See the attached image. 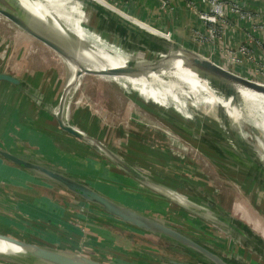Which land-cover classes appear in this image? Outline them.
I'll list each match as a JSON object with an SVG mask.
<instances>
[{
  "label": "crops",
  "instance_id": "1",
  "mask_svg": "<svg viewBox=\"0 0 264 264\" xmlns=\"http://www.w3.org/2000/svg\"><path fill=\"white\" fill-rule=\"evenodd\" d=\"M166 1L167 6L160 8L157 4L154 5L149 0H107L109 4L124 15L144 23L159 33L168 34L172 40L192 49L195 48L194 50L197 49L196 51L199 50L198 52L221 65L243 75L264 80V75L256 72V69H260L264 65V0H225L227 3L234 2L239 4L243 10L250 12L253 18L251 20H242L238 15L231 14L227 10L225 19L221 20L216 26L219 34L216 39H211L208 33L213 25L206 23L202 18V14L209 9V4L205 0ZM251 24H253L254 29L251 27ZM242 45L250 49L249 54L243 55L240 52ZM51 50L0 15V72L14 75L24 85V87H21L9 81H0V147L24 157L39 156L60 167L64 166V168L72 169L78 176L81 175L84 177L83 179H93H88L87 181L100 191L128 204L134 205L138 203L136 202L138 201V195L131 191H136V193L142 195L145 192H150L147 193L150 195L148 197L150 200H159L162 202L166 200L168 202V217H176L180 221H183L184 219H181L177 214V211L179 212L180 210L188 216H200L174 201L167 198L163 199L165 197L160 194L162 197L155 195L158 193L154 194L148 187L135 181L128 173L102 158L100 152L98 153L92 145L70 135L60 128L55 117L50 112L49 107L55 106V104L57 105L60 102L65 74L61 71L63 70L65 72L67 63L54 57L53 59H55L56 63L50 64L49 59L52 55L49 52ZM36 56L38 63L46 65L42 67L34 66L37 63L35 62ZM243 56H245V59L242 58ZM240 58L243 59L244 63L240 64L237 61L235 62L234 59ZM123 91L127 92L125 89ZM34 95H41L44 98V102H39ZM129 105L128 110L131 108L133 110V107H136L140 112L141 110H145L151 115H156L148 109L149 112L145 105L138 99H131ZM100 109H102V106H97L94 100H92L88 103V108L84 109L82 107L76 109V111L73 110L70 113L71 118L68 121L76 128L105 142L107 140L100 138L101 136L97 133V127L99 125L97 121L100 118L98 116ZM89 114L92 117L94 116V119L98 117L94 126H90L88 122L90 118ZM176 133L175 138L177 141L182 135L177 131ZM229 136L230 138L226 135L229 141L234 143L232 136ZM156 146L158 147V144L155 145L153 143L152 147L155 148ZM250 149L253 148L250 147ZM114 151H117L122 157L126 158L127 154H123L115 148ZM252 152L257 157L263 159L255 150ZM204 155L207 158H213L208 152L204 153ZM126 159L133 161L129 158ZM138 160L143 165L138 166V169L145 175H150L149 173L151 172L148 169H152L144 165V161L141 158ZM145 166L148 168H145ZM212 167H216L218 170L224 169L227 174H231L234 178L235 181H232L236 186L234 189L239 194L238 200L234 198L236 191H232L231 193V190L226 188V193L224 192L225 190L223 191V194L229 199L234 195L233 200H231L233 205L239 206L243 211H245L244 205L251 207V216L253 213L263 212L260 207L262 204L264 205V176L256 175L255 173L250 174L238 166H233L235 169L232 167H223V165L215 162ZM156 169L165 171V168L161 166ZM184 172L187 173L183 169L182 175ZM150 176L152 177V175ZM106 179L116 181L117 183L105 181ZM155 180L157 181V179ZM186 180V187L183 186V188H188L196 198L205 200L204 205L210 199L219 209L230 214L213 197L208 196L209 194L207 193H210L211 190L205 187L202 188L203 184L199 178L193 177L191 180ZM51 183L0 158V226L1 221H6V218L9 219L10 216H12V219L17 217L21 218L20 221H32L33 223L43 225L46 222L53 223L56 226L59 224L69 233L65 234L67 236L66 238H57L60 236L59 231L61 230H59L57 234L53 232L46 234L47 236H42V241L36 243L72 250L100 261L105 260L80 251L75 241L72 243L68 241L69 238L75 239L77 236L82 235L81 231H79L81 228L78 224L71 222L77 216L92 222L90 225H85L88 228V232L97 236L102 241L108 242L106 245L110 247V249L107 248L109 250H120L121 248L115 246V244L118 245L117 233L131 238H133L134 233L141 235L136 229H130V233L132 234H125L116 228L98 223L85 214L78 213L75 208H73L75 211H71L66 207V202L68 199L73 200V196L70 197L68 193L58 188V192L61 195V197H59L60 195L58 197L62 199V203L60 199L51 198V195L57 196V192L51 187ZM119 183H128L129 186L132 185V190L130 192L122 191L120 188H123V186ZM178 186L182 187L181 184ZM49 190L54 191L55 194H51ZM128 196L129 198H127ZM51 199H54V202ZM192 200L202 204V202L196 199ZM230 215L233 216L232 214ZM246 218L250 220L247 223L251 226L252 230L256 229L254 223L251 222L253 221L252 218H248L247 215L244 219ZM179 223L185 224L184 222ZM132 230H134V233ZM256 230L257 234L264 238L260 230ZM144 235L147 236L148 234L144 233ZM135 237L138 238L134 236V240ZM154 238L158 237H152L150 241L153 242L155 240ZM162 241L167 243L163 239ZM156 244L154 242V245ZM3 262L6 261L0 259V264H3Z\"/></svg>",
  "mask_w": 264,
  "mask_h": 264
},
{
  "label": "water",
  "instance_id": "2",
  "mask_svg": "<svg viewBox=\"0 0 264 264\" xmlns=\"http://www.w3.org/2000/svg\"><path fill=\"white\" fill-rule=\"evenodd\" d=\"M77 1L88 10L94 11L107 25L114 27L124 35L129 40V44L134 45V48L130 50L137 54V58H130L124 66L110 65L102 70L93 69L87 65L88 63L81 54L91 50L94 52L93 44L82 40L71 31L58 15H52V19H42L24 7L18 0H0L1 16L55 51L67 63L77 67L74 76L61 95L58 110L49 107L60 128L95 147L114 165L142 185L223 227L264 260V238L255 233L247 224H243L230 214L223 212L210 199L207 200L206 205L199 204L185 194L152 180L137 167L124 160L103 141L66 121V110L70 101L68 96L75 87L74 84L79 82L84 74L108 78L149 76L151 73L159 74L161 71L169 69L174 61L180 60L185 67L208 81L219 94L231 100H234L236 94L240 95L239 89L264 96V80L229 69L204 54L172 40L165 34L150 30L141 25L139 21L124 15L104 2L99 0ZM0 81H9L14 85L24 87L23 82L10 73L0 72ZM34 96L39 102H44L41 95ZM224 114L229 126L233 129L229 135L232 136L234 143L229 141L226 134L209 126L198 133L196 129L188 127L181 121H171L158 116L169 122L178 133L199 141L203 152L211 154L217 164L232 168L238 166L250 174L264 176V160L251 151L240 127L238 128L234 124L225 109ZM0 158L73 193L80 199V203L72 201V207L94 221L116 228L125 234H132L130 229L146 233L147 236L136 235L132 230L133 235L138 237H135V240L143 239L152 245L154 244L150 241L152 237H158L170 243L175 251L189 257V259H178L164 256L163 259L169 264H257L246 258H242L239 263L234 257L226 256L218 251L216 246H211L196 236L184 232L165 219L150 215L132 204L109 196L69 169L53 164L47 159L39 156L24 157L2 147H0ZM134 236L132 237L134 238ZM0 241L15 245L22 250L19 253L0 252V259L6 261L7 264L9 262L15 264H110L82 253L20 239L1 231Z\"/></svg>",
  "mask_w": 264,
  "mask_h": 264
},
{
  "label": "rangeland",
  "instance_id": "3",
  "mask_svg": "<svg viewBox=\"0 0 264 264\" xmlns=\"http://www.w3.org/2000/svg\"><path fill=\"white\" fill-rule=\"evenodd\" d=\"M105 4L113 7L111 6V4H108L107 0H105ZM70 5L72 4L68 3V6ZM85 9L84 11L87 14L86 16H82L80 19L82 21V27L84 28L90 40L95 41L96 39L93 34H96L99 36V38H101L100 42L102 44L113 45L121 56H128L132 59L137 58V54L130 50L129 40H127L124 35L118 32L114 27L107 25L106 22L102 20L101 17H99L94 11L88 10L86 7ZM130 44L133 45L132 43ZM49 53L52 55L49 59L50 64L56 63L55 59H53L54 57L65 61L55 51L51 50ZM35 62L37 63L34 64V66L42 67L46 65L38 63L37 56L35 57ZM65 63L67 62L65 61ZM61 72L65 73L62 83L64 87L62 86L63 89H61L64 91L69 81L74 76V70L67 63L65 72L63 70ZM74 86L75 87L71 90L68 96L70 101L66 110V121L70 120V113H72L73 110L76 111V109L82 107L86 109L88 108V103L94 100L97 106H102V109H100V112L98 114L100 118L97 117L99 119V121H97L99 123L97 127V133L99 136H101L100 138L105 139L107 137V141H105L104 143L109 148L112 147V150H114L115 148L123 154H127L126 158L132 159L133 161H128L116 151V153L120 155L124 160L138 168V166L142 165V163H139L140 160H138L141 158L144 161L143 164L152 169H148V171L151 172L149 174L152 175V177L150 175L146 176L154 181H156L155 179H157L156 182L162 184L163 186L174 189L176 191H181L189 198L196 199L202 202V204L204 205L205 200L196 198L192 195V192L189 191L188 188H183V186L186 187V179L191 180L193 177L199 178L201 183L203 184L202 188L205 187L211 190L210 193H207L209 194L208 196L213 197L221 207L230 212V214L236 217V219L241 221L243 224H247L248 227L251 228V226L248 224L250 220L244 219L247 215L248 218H252L253 221L251 222L254 223V225L256 223L258 226H260L261 229L264 230V205L262 204L260 207L261 211H263L262 213H253L252 216L251 207L244 205L245 208H243L245 209V211H243V209H240L239 206L233 205V202H231V200H233V196L235 195V200L236 198L238 200L239 194H237L238 191L234 189V187L236 186L234 185L233 181L235 180L232 175L227 174L225 172L226 170L224 169L218 170L216 167H212L214 165V162H217L215 161V159L209 157L207 158L204 155L203 147L200 145L199 141L192 140L187 135L181 133L180 134L182 135V137L180 136V138H178V140L176 141L175 137L177 133L175 130H173V126L169 122L162 119L167 118L171 121H181L188 127L196 129L198 133H200L199 131L201 130L203 131L206 126H209L210 128L217 129L223 132L230 138L229 133H232L233 129L229 126V122L224 114L223 107L218 106L214 112L213 117L208 119L204 114V110H200L199 108H197V106L199 105H195L196 102L194 100V97L182 98V101L186 104L184 110L181 109L180 106L171 99L167 100L166 107L161 105L160 103L155 102L153 99L144 98L137 90H134L130 85L127 84V82L123 80H114L113 78L99 77L92 74H84L80 78L79 82H76ZM123 89L127 90V92H124ZM131 99H138L143 103V105H145L147 110L149 109L153 113H157L162 118L158 115H151L145 110H141L140 112L136 107H133V110L132 108L128 110L130 106L129 101ZM152 101L158 105L154 104ZM233 101L235 104H240V95L236 94V97H234ZM58 106L59 104H55V106H52V108L54 110L56 109L57 111ZM205 109H209V107ZM89 116L90 118L88 119V122L90 126H94L97 118L94 119V116L92 117L90 114ZM132 128L135 129L132 131ZM254 129L255 130L249 129L248 131H243L245 133L244 137L251 143V148H253L264 159V128L256 127ZM153 143H155V145L158 144V147L156 146L155 148H153ZM94 149L96 148L94 147ZM253 149H251V151H254ZM97 152L99 153V150H97ZM100 154L102 158L106 159L109 163H112L111 160L103 153L100 152ZM134 154L135 156H133ZM159 166L164 167L165 171L156 169L157 167L159 168ZM148 167L145 166V168ZM183 169L187 173L184 172V174L182 175ZM69 170L76 174L72 169ZM79 176L82 177L81 175ZM105 181L116 182L107 179ZM119 184L124 188H120L122 191L130 192L132 190V185L129 186L128 183ZM180 184L182 185V187L178 186ZM51 185V187H53L57 192V196L51 195V198L59 200V197H61V195L58 192V188L61 189V191L68 193L70 197L73 196V200H67L66 207L71 211H75L72 207V201L80 203V199L71 192L66 191L65 189L57 186L54 183H51ZM225 188L230 189L231 193L232 191H236L232 198L229 199L225 196V194H223ZM151 191L154 194L156 193L153 190ZM218 191L220 192L218 193ZM131 192H134L138 195V201H136L138 203L134 204V206L142 210L143 212L165 219L166 221L172 223L173 226L180 228L184 232L196 236L198 239L207 242L211 246H216L218 251L226 256L234 257L238 262H240L242 258H246L252 263L264 264V260L261 257L250 250L246 245H244V243L233 236L229 231L219 225L214 224V222L210 219L203 218L201 216H188L182 210H180L179 212L177 211V214L181 217V219H184L183 221H180V219L176 217H168L169 215L167 213L169 210V206L166 200H163V202L159 200H150L148 198L150 197V195L147 194L150 192H145V194L143 195L136 193V191ZM224 192L226 193V190ZM159 197L162 196L159 195ZM127 198H129V196ZM51 200L54 202V199ZM61 200L62 199H60V201ZM20 219L21 218L17 217L12 219V216H10L9 219L6 218V221H1L0 231L18 237L20 239L33 242L42 241V236H47L46 234L53 232L57 234L59 230L63 232L59 231L60 236H56L57 238L67 237L65 236V234H67L68 232L64 230L65 228L60 226L59 224L56 226L53 223L46 222L43 225L39 223H33L32 221H20ZM71 222L78 224V226L82 229L79 230L81 231L82 235L77 236L75 239L69 238L68 241L71 243L75 241L80 251L91 254L92 256L100 258L101 260H105L104 262L110 264H169L163 259V257L171 256L163 251V249L159 246L162 244L164 245L165 243L164 241H162V239L160 240L159 238H154L155 240L153 242L157 243L158 245H152L151 243H146V241H144L143 239L137 241L129 236H122L121 234L117 233L116 238L118 237V245L115 244V246L121 248L120 250H109L110 247L106 245L108 244V242L104 240L102 241L97 236L88 232V228H86L85 225H90L92 224V222L80 216H77V218L73 219V221ZM179 222H184L185 224H181ZM253 231L257 233L256 229H254ZM138 232L141 233V235H144V233L140 231ZM175 258L189 259L187 255L181 253L178 257Z\"/></svg>",
  "mask_w": 264,
  "mask_h": 264
},
{
  "label": "bare ground",
  "instance_id": "4",
  "mask_svg": "<svg viewBox=\"0 0 264 264\" xmlns=\"http://www.w3.org/2000/svg\"><path fill=\"white\" fill-rule=\"evenodd\" d=\"M18 1L24 7H26L27 9H29L31 12L35 13L42 19H52V15L54 16L58 15L71 31H73L79 37H81L82 40L91 42L93 44L92 48H94L95 51L93 52L91 50L81 53L83 56L81 57L88 63L87 65L89 67L93 69L102 70L110 65L124 66L126 61L130 59L128 56H121L113 45L102 44L100 42L101 38H99L98 35L92 33L96 39L95 40L96 42L88 38V35L86 34L84 28L82 27V21L80 19L82 16H86L87 13L84 11L85 6L82 5L79 1L77 0H18ZM99 1L105 3V0H99ZM68 3L72 5L68 6ZM141 25L154 31V29L145 25L144 23H141ZM69 64L75 71L77 67H75L71 63ZM112 78L114 80H123L127 82L128 85H130L134 90H137L144 98L153 99L155 102L160 103L161 105L166 107H167V100L171 99L174 102H176L181 109L184 110L186 104L182 101V98L194 97V100L196 102L195 105L196 106L199 105L197 106V108H199L200 110L201 109L204 110V114L208 119L212 118L216 108L218 106H221L226 110L228 115L232 118L234 124L238 128L240 127L242 133L243 131H248L249 129L255 130L254 128L256 127L264 128V96L263 95L246 91L243 89H239L241 101L240 104H235L233 100L229 98H225L222 94H219L218 91L213 89L208 81L200 78L198 74L193 72L191 69L185 67L182 64V61L180 60L174 61L169 67V69L163 70L159 74L151 73L149 76H141V77L123 76V77H112ZM208 107L209 109H205ZM134 129L132 128V131ZM248 144L250 147H252L249 141ZM255 226L256 229L260 230V232L264 236V230L261 229L260 226H258L256 223ZM21 251L22 250L15 245L0 241V252L2 253H19Z\"/></svg>",
  "mask_w": 264,
  "mask_h": 264
},
{
  "label": "built area",
  "instance_id": "5",
  "mask_svg": "<svg viewBox=\"0 0 264 264\" xmlns=\"http://www.w3.org/2000/svg\"><path fill=\"white\" fill-rule=\"evenodd\" d=\"M149 1L152 2L154 5L157 4L158 7L160 8H164L167 6L166 0H149ZM205 1L209 4V9L202 14V18L206 23L208 24L211 23L213 25L210 31L208 32L211 39H216V37L219 36L218 28L216 26L220 23L221 20L225 19L227 10H229L231 14L238 15L239 18L242 20L245 19L251 20L253 18L250 12H246V10H243L241 6L237 3L234 2L227 3L225 0H205ZM247 22H251V21H247ZM251 27H253L254 29L253 24H251ZM240 52L243 55L249 54L250 49L247 46L242 45L240 47ZM242 58L245 59V56H243ZM242 58L234 59V60L235 62L237 61L238 63L242 64L244 63ZM256 72H260L261 74L264 75V65H262L260 69H256ZM3 264H7V263L3 262Z\"/></svg>",
  "mask_w": 264,
  "mask_h": 264
},
{
  "label": "trees",
  "instance_id": "6",
  "mask_svg": "<svg viewBox=\"0 0 264 264\" xmlns=\"http://www.w3.org/2000/svg\"><path fill=\"white\" fill-rule=\"evenodd\" d=\"M130 46V49H132V48H134V46L133 45H131V44H129ZM153 102V101H152ZM154 103V102H153ZM154 104H156V103H154ZM156 105H158V104H156ZM160 106V105H159ZM162 107V106H161ZM163 108H165V107H163ZM49 192H51V194H55V192L54 191H52V190H49ZM156 245H158V244H156ZM160 246V248H162L163 249V251H165L166 253H168L170 256H173V257H178L179 255H180V253H178L177 251H175L174 249H173V247H172V245L170 244V243H166V244H162V245H159ZM6 263V262H5ZM9 264H15V263H12V262H9Z\"/></svg>",
  "mask_w": 264,
  "mask_h": 264
},
{
  "label": "flooded vegetation",
  "instance_id": "7",
  "mask_svg": "<svg viewBox=\"0 0 264 264\" xmlns=\"http://www.w3.org/2000/svg\"><path fill=\"white\" fill-rule=\"evenodd\" d=\"M171 257H173V256H171Z\"/></svg>",
  "mask_w": 264,
  "mask_h": 264
}]
</instances>
